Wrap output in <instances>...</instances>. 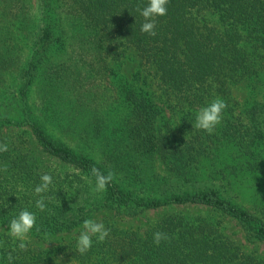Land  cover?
I'll return each instance as SVG.
<instances>
[{"label":"trees","instance_id":"16d2710c","mask_svg":"<svg viewBox=\"0 0 264 264\" xmlns=\"http://www.w3.org/2000/svg\"><path fill=\"white\" fill-rule=\"evenodd\" d=\"M147 4L0 0V264H264L223 232L229 220L264 245V0H169L155 37L141 32ZM130 61V79L113 68ZM217 98L209 135L193 125ZM92 167L115 174L106 192ZM25 209L39 231L22 252L8 224ZM168 209L181 210L142 231L106 223L105 242L77 251L85 219ZM157 231L170 239L156 246Z\"/></svg>","mask_w":264,"mask_h":264},{"label":"clouds","instance_id":"9594fccd","mask_svg":"<svg viewBox=\"0 0 264 264\" xmlns=\"http://www.w3.org/2000/svg\"><path fill=\"white\" fill-rule=\"evenodd\" d=\"M169 0H148V4L142 10L137 9L141 16L144 18V23L141 26V32L149 36L155 37L157 35L155 29L157 26V18L164 17L167 15L168 8L167 5ZM227 108L226 102L217 98L209 103L207 106L202 107L195 117V124L193 125L196 129L202 130L209 135L213 134L214 130L218 125L221 124L223 120V113ZM9 150L8 144L6 142H0V153L7 152ZM0 171L7 172L8 166L3 165L0 167ZM91 174L95 177V187L93 192L103 193L106 192L107 186L113 182L115 179V174L113 172H108L104 174L98 168L92 167ZM82 180L91 183L87 176H82ZM41 183L34 188V193L39 197L35 202V207L43 212L46 210V197L45 193L50 191V186L53 184V178L50 174H43L40 176ZM37 217L33 212L27 209L19 212L8 224V235L11 236L14 241H18V248L20 251H27L29 236L32 230L35 228L39 231L37 226ZM110 230L105 227L103 223L97 222L93 219H85L82 224V230L80 231L79 237L77 239L76 248L77 251L84 255L89 252L93 246V237L96 238L98 243L105 242L106 238L109 236ZM170 237L167 233L157 231L153 234V243L159 246L162 241L169 240ZM11 264L13 256L11 254L7 257Z\"/></svg>","mask_w":264,"mask_h":264},{"label":"rangeland","instance_id":"374dc122","mask_svg":"<svg viewBox=\"0 0 264 264\" xmlns=\"http://www.w3.org/2000/svg\"><path fill=\"white\" fill-rule=\"evenodd\" d=\"M33 2V1H32ZM34 6V2L32 3ZM35 7H33L34 11ZM67 36V33L65 34ZM28 42V43H27ZM30 41L23 42L21 40V44L23 47V54H22V59L20 58V62L22 67H24V64L28 60L29 53H30ZM124 58L128 57V53L126 55H123ZM51 59H54V54H52ZM114 70L116 71L117 69L119 70V74H124L126 78L130 79L132 77V74L136 71L137 65H135L133 62H129L128 64L125 65H113ZM40 77H37L35 80V84L33 85L32 93L31 95L36 94V89L38 87V82H39ZM241 97H243L241 95ZM172 120V119H171ZM55 136H59L58 133L56 132L54 134ZM69 143H74L70 140H67ZM75 144V143H74ZM181 209H168V210H161V211H152L148 212L146 214L141 215L140 217L137 218H128V219H121L119 217H113L111 214H105L101 217H99V220L101 223L106 224H114L116 227H120L123 229H133V230H144L152 225H154L156 222H158L164 215L175 213V212H180ZM184 213L189 214V215H198V214H205L202 212V210L199 209H188L184 210ZM4 228H0L1 231H3ZM224 234L229 236L234 242L237 244H240L241 247L245 252H251L256 249L258 254L260 256L264 257V245L258 244V245H253L249 243L248 241L245 240L242 232L239 230L237 226H235L234 222L225 220V228L223 230ZM68 237H66L67 239ZM52 241H59L61 242L60 237H56L54 239H51Z\"/></svg>","mask_w":264,"mask_h":264}]
</instances>
